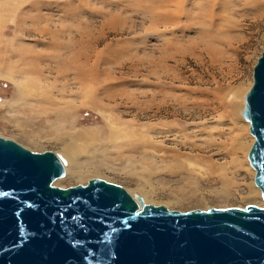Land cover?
I'll return each instance as SVG.
<instances>
[{
  "label": "rangeland",
  "instance_id": "obj_1",
  "mask_svg": "<svg viewBox=\"0 0 264 264\" xmlns=\"http://www.w3.org/2000/svg\"><path fill=\"white\" fill-rule=\"evenodd\" d=\"M263 37L264 0H0V135L76 151L55 185L263 205L241 115Z\"/></svg>",
  "mask_w": 264,
  "mask_h": 264
},
{
  "label": "water",
  "instance_id": "obj_2",
  "mask_svg": "<svg viewBox=\"0 0 264 264\" xmlns=\"http://www.w3.org/2000/svg\"><path fill=\"white\" fill-rule=\"evenodd\" d=\"M241 114L264 200V45ZM64 173L58 152L0 135V264H264V204L180 210L98 176L52 183Z\"/></svg>",
  "mask_w": 264,
  "mask_h": 264
},
{
  "label": "bare ground",
  "instance_id": "obj_3",
  "mask_svg": "<svg viewBox=\"0 0 264 264\" xmlns=\"http://www.w3.org/2000/svg\"><path fill=\"white\" fill-rule=\"evenodd\" d=\"M168 1V0H167ZM12 79V77H10ZM15 79V78H14ZM16 81V86L17 87H20L19 88V91L21 90V86H20V82L15 79ZM243 103H244V99H243ZM242 115V114H241ZM247 122L249 123V121L247 120ZM80 137L82 140L84 139H91V137L84 133L83 137H82V134H80ZM254 137V136H253ZM84 138V139H83ZM85 141V140H84ZM63 159H64V169L66 171V175L67 176H75L77 177L78 179H83L84 177V172L81 170L80 168V165H79V160L77 158V154H76V151L74 150H67L66 152H64L63 154ZM248 159V158H247ZM249 162V161H248ZM253 168V167H252ZM254 172H255V169L253 168ZM65 175V173H64ZM62 175V176H64ZM254 182V181H253ZM255 184V183H254ZM256 185V184H255ZM257 186V185H256ZM259 188V187H258ZM260 190V188H259ZM261 194V192H260ZM133 196L137 199V194H133ZM140 196V195H139ZM262 197V196H261ZM144 200V199H143ZM146 202V200H145Z\"/></svg>",
  "mask_w": 264,
  "mask_h": 264
}]
</instances>
